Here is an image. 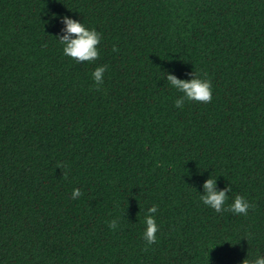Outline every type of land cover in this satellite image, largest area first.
I'll return each mask as SVG.
<instances>
[{"label": "trees", "instance_id": "16d2710c", "mask_svg": "<svg viewBox=\"0 0 264 264\" xmlns=\"http://www.w3.org/2000/svg\"><path fill=\"white\" fill-rule=\"evenodd\" d=\"M65 15L102 34L96 61L63 55ZM165 72L209 79L211 102L176 108ZM211 173L247 215L202 204ZM248 252L264 254V0H0V264H242Z\"/></svg>", "mask_w": 264, "mask_h": 264}, {"label": "clouds", "instance_id": "9594fccd", "mask_svg": "<svg viewBox=\"0 0 264 264\" xmlns=\"http://www.w3.org/2000/svg\"><path fill=\"white\" fill-rule=\"evenodd\" d=\"M54 18H55V14ZM63 27L61 34L56 35L58 43L62 47L63 55L70 57L76 63L96 61L100 56L99 45L103 39L102 34L96 28H90L78 19H74L68 15L59 17ZM113 51H118L114 46ZM107 65H97L91 73L95 87L99 90L104 83L105 72ZM190 78H179L172 72H165L164 79L166 83L176 89L180 96L174 101V106L178 109H183L186 101H195L208 103L213 98V86L209 79H206L199 73L192 72L188 74ZM203 191L199 192V200L203 205L210 207L216 213L232 212L236 215H247L248 210L252 205L245 196L237 194L231 203H226L229 200V193L232 191V185L227 184L223 189L217 186V178L210 176L203 182ZM82 195L80 188H73L71 197L77 199ZM158 205L153 204L145 210L143 216L144 230L142 233L143 239L147 244L151 245L158 240L157 233L159 224L157 223ZM108 227L111 230H116L119 227L118 218H113L107 221ZM248 241V236H245ZM242 264H264V254L257 253L255 257L249 258V252Z\"/></svg>", "mask_w": 264, "mask_h": 264}]
</instances>
